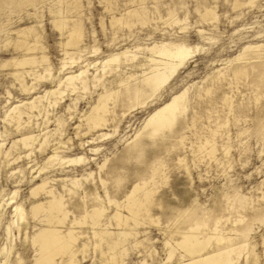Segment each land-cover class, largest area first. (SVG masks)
<instances>
[{"label":"rangeland","instance_id":"1","mask_svg":"<svg viewBox=\"0 0 264 264\" xmlns=\"http://www.w3.org/2000/svg\"><path fill=\"white\" fill-rule=\"evenodd\" d=\"M9 1L0 0V23L7 25L4 30L34 25L40 36L35 55L39 57L44 53L49 62H44L35 69L38 72H43V66H49L51 69L47 79L36 82L35 90L24 95L9 73L10 66L0 67V137L3 136L0 141L5 139L4 149L8 148L17 136L14 127L3 120L6 106L22 98L29 100L36 95L44 94L43 91L56 86L59 77L66 72L78 71L79 68H83L79 67L80 65L99 62L110 53L126 47L131 50L140 48L134 51L139 60H144V56L149 55L147 47L154 44L178 43L189 48L194 45L196 47L192 48L195 51L192 56L162 88L154 94L147 88L144 89L142 96L145 94L146 97H142L143 101L140 96V99H135L136 102L134 101L133 104V99H127L124 87L116 86L117 82L127 75L133 73L135 77L140 73L139 65L125 64L119 67L120 71L102 76L100 81L92 79L94 75L97 77L100 73L90 67L91 69L84 75L87 77L86 88L77 87L74 91L67 89L59 103L54 105L55 107H47V116L44 107L38 106L42 114L37 118L39 127L35 124L36 119H33L28 126L24 125L22 131L30 130L34 133L49 131L50 142L41 151L32 153L30 158L22 156L24 150L20 144L11 150L9 161H13L21 153V157L14 163L6 165L7 159L0 158V201L3 198L9 201L8 205L0 207V264H5L2 246H8L7 250L10 251L6 264H16L18 261L21 264L33 263V248L25 238L26 235L30 236L40 224L37 219L29 218V208L34 200L29 195V191L37 182L32 176L36 175V166L42 163L54 147L53 144L58 141L60 143L55 146H58L57 155L62 159L82 156L86 160L69 166L56 164L53 168L47 169L41 178L55 179L52 185L59 192L63 191L62 185L71 189L79 185L78 188L76 187L79 196L76 194L77 198L73 197L74 199L71 200L74 201L73 210L76 214L82 212L83 202L90 208L95 202V195L102 197L103 189L97 182L98 174L106 180V189L111 196L119 201L122 199V194L135 182L148 181L150 187L156 188L153 197V201L156 202L154 201L150 206L149 215L156 217L158 223L154 224L147 218L148 221L140 217V223L134 227L139 231L138 239L144 238L146 241L148 239V243H145V240L143 242L148 251L142 250V246L134 250L130 244L127 245L129 248L124 255L123 264H138L143 257L147 260V264L177 262L180 254L178 250L170 261L166 260L164 241L176 238L178 235L176 230L205 218L203 221L208 225H212L220 218L219 228H224L226 232L230 233L233 228H237L238 232L242 231L243 235L235 237V241L240 240L241 237L245 239L238 240L240 243H245V249L237 264H254V258L258 264H264L260 256L263 250L261 239L264 236V69H262L264 47H261L260 57L257 59L251 58L252 54L248 53L249 51H246L244 58L239 60L235 58L243 51L241 49L244 45L264 43V0H256L253 5L247 3L249 0H239L246 4L236 8H234L235 0H76L78 6L74 5L75 0ZM105 4L111 6L112 10L105 9L104 7L108 6ZM56 7L65 10L67 8L66 13L73 21L70 26L75 24L81 27L83 33V43L80 44V50H83L73 55L78 59V65L67 66L61 73L58 68L62 57L59 42L63 38L54 28L51 22L53 16L48 11ZM204 7H211L214 12L216 11L215 20L207 21L201 18L200 14ZM133 8L139 11L144 8V16L148 19L144 24L133 20V25L130 27L121 25L111 27L109 22L111 14L120 16ZM4 30L0 31V63L23 53L21 49L14 48L12 43L4 46L2 42L6 32ZM10 36L14 38V33H10ZM20 46L23 47L24 44L21 43ZM77 55L80 58H77ZM256 60V63L261 64V68L253 69L249 63H254ZM241 65L246 66L244 73L234 78L233 70ZM139 80L140 78L131 77L127 83L131 86ZM26 81L28 84L31 82L28 77ZM103 88L118 90L121 102H117L115 114L111 116L114 121L110 119L105 129L99 131L107 132L109 135L86 143L85 141L92 135L83 134L84 125L79 126L80 128L78 125L81 123L83 113L89 109ZM184 88H188L186 100L184 99L186 107L178 115V120H175L170 131L167 129L168 132L157 134L158 137L155 135L156 137L150 139L142 129L147 116L174 93ZM6 91L10 92L8 103H6ZM225 94L230 97L229 106L222 100ZM34 113L37 115V111ZM222 124L224 126L217 128ZM215 128L218 131L213 136L208 129ZM136 132H143L139 137L143 145L142 152L130 148ZM203 136L214 138L218 161L210 160L207 156H193L192 150L199 137L203 140ZM80 142L85 143L82 146ZM94 147L99 149L96 152L89 151ZM224 147L228 149L224 150ZM180 157L183 158L182 162L177 161ZM104 161V169L99 173L98 164ZM159 162L162 164V172L160 171L153 180H150L152 169ZM15 168H20L21 173L16 171L17 173L10 175V171ZM61 178H66V181H61ZM74 179H77L78 183L75 184ZM14 190L16 193L13 195ZM82 195L86 197L81 199ZM11 196H14L12 200L9 199ZM15 203L22 205L25 216L24 219L18 220L22 226L20 232L18 233L14 227L13 237L9 241L5 239L3 231L13 214ZM112 207V205L109 207L108 212L113 211L114 207ZM239 218L241 221L233 224ZM130 226L134 225L131 223ZM77 229L88 231L89 228L83 225ZM89 244L83 258L82 255H78L79 264H93V260L99 261L100 251L94 250L92 244ZM103 247L102 249L107 251ZM245 256L248 258L247 262ZM104 258H107V255Z\"/></svg>","mask_w":264,"mask_h":264},{"label":"bare ground","instance_id":"2","mask_svg":"<svg viewBox=\"0 0 264 264\" xmlns=\"http://www.w3.org/2000/svg\"><path fill=\"white\" fill-rule=\"evenodd\" d=\"M255 1L256 0H249L247 1V3L253 5ZM9 2H14V0H10ZM57 2H61V0H57ZM244 4L246 3L240 2L239 0H235L234 8L240 7V5ZM74 5L78 6V2L76 0ZM104 8L109 11L112 10L111 6L109 5L105 6ZM143 9L141 11L135 8L128 9L123 14H120V16H117L114 13L111 14V16H109V22L111 27L120 25L130 27L131 25H133V20L144 24L145 20L148 19H146V17L144 16ZM67 10V8L65 10L64 8L57 7L54 9L50 8L48 10L49 13L53 16L51 22L54 28H56L60 32V35L63 38L59 42L62 51V57L60 58V66L58 67L60 73L64 69H66L67 66L71 67L73 65H78V59H76L75 56L74 58L73 55L79 54L83 50H80V44L83 40V33L81 31V27H78L75 24H72V26H70V23L73 21L68 17L66 13ZM215 12L211 7H204V10L200 15L201 18L207 21H212L216 19L217 15H215ZM27 15H30V13H27ZM7 24H9V21ZM6 26V23H0V31L4 30ZM10 30H4L6 31L5 37L2 39L4 46L12 43L14 48L21 49L23 53L19 56L16 55L14 57H11L10 59L2 61L0 63V67L9 65L11 69L9 73L18 83L17 87L19 91L24 93V95L30 94L35 90L36 82H40L44 79H47V77L50 75L51 68H49V66H43V72H38V70L35 69L36 66L42 65V63L44 62L49 63L48 58L44 53L39 57L35 55V49L39 43L38 39L40 38V36L37 34L34 25L30 24L27 26H20L16 29H13L11 31ZM10 33H14V38L10 36ZM21 43L24 44L23 47L20 46ZM261 47H264V43H248L247 45L243 46V48L241 49L243 51L236 55L235 58L238 60L244 58L246 55V51H249L248 53L252 54L251 58L257 59L260 57L259 51L262 49ZM192 48H189L184 44L178 43L154 44L150 47H147L149 55L144 56V60H139V57L134 53V51L140 48H137L136 50H131L126 47L122 50L115 51L112 54L110 53L109 56L100 60L99 62L96 61L94 63H86L83 66L80 65L79 67L83 68H79L78 71L70 70L65 74L62 73L63 75L59 77L56 86L50 87L49 89H45L43 91L44 94L42 95H36L29 100L22 98L17 100L15 103H9L6 106V109L4 110L3 120L14 127V130L17 132V136L6 149H4L5 139H2L0 141V158H3L4 160L7 159L6 165L14 163L17 158L19 159L21 157V153H19L18 156L13 159V161H9L11 150L15 148L17 144H20L21 148L24 150L22 156L25 158H30V155L32 153H34L35 151H41L44 146L50 142L48 137L49 131H40L38 133H34L30 130H27L23 132V127L28 126L33 119H36L35 124L39 127L40 124L37 122V118L38 115H42L38 110L39 105L44 107L45 116H47V107L49 108L50 106L58 104L59 100H61L63 94H65V91L67 89L70 91H74L77 87L85 89L88 84L87 77H84V75L86 72H88L89 69H91L90 67H93L95 71L100 73V75L97 73V77L96 75H94L92 79L95 78V81H100L102 76H104L105 74L116 73L117 71H120V66H123L125 64H132L133 66L139 65L140 73H136L138 75L134 77L133 73H131L127 75L124 79L122 78L121 80H119L116 84V86L118 85V87H124L127 99H133L132 103L134 104V101L136 102L135 99H138L140 96L141 98L143 96L146 97L145 94L142 96L145 88H147L148 91L150 90L152 94L162 88L173 77L176 71L182 65H184L186 60L190 56H192L193 52H195ZM77 58H80V56L77 55ZM256 62L257 60L254 61V63L250 62V67L253 69L261 68V64ZM244 68H246V66L242 65L241 67L235 68L233 70V77L238 78L239 76H241L244 73ZM256 74L260 75L259 73ZM26 77L30 78V84L27 83ZM131 77H133L134 79L140 78V80L135 83V85L133 84L130 86L127 81L128 79L130 80ZM132 81L134 80L132 79ZM92 83L93 82H91V84ZM187 89L184 88L183 90L174 93L166 102L155 108L147 116L144 125L142 126V129L144 130L143 132L150 137V139L151 137L154 138V136L157 134H161L167 131V129L171 130L172 125L174 124V122H176L175 120H178V115L184 110V107H186V104L184 105V99L186 97ZM118 93V90L103 88V90L98 93L97 98L95 99L93 104L89 107L86 112L83 113L82 119H79L81 123H79L78 127L81 125H84L85 127V132L83 134L89 133L92 135L90 139H87L85 141L86 143L94 142L97 138H105L109 135L107 132L99 131L105 129V127L109 124L108 122L110 121V119L113 120L111 116H114L115 114V106L117 105V102H121V98L119 97ZM6 94V103H8L10 100V92L6 91ZM149 97L150 96H148V98ZM127 99L124 100L126 101ZM44 100L45 103H43ZM222 100L227 106L231 105L230 97L228 95H223ZM141 101H143V98ZM127 102H125V104ZM136 105H138V103ZM127 109L129 110V108ZM34 111H37V115L34 113ZM223 124L217 126V128L224 126ZM217 128L208 129V131L214 136L218 131ZM96 132L99 133L96 134ZM143 132H136V134L134 135V139L132 141L133 143L132 145H130V148H132V150L136 149L142 152L143 145L142 142L139 140V137ZM3 135L5 134L3 133ZM94 135H96V137H94ZM2 137L3 136H1L0 138ZM149 137L147 139H149ZM202 138L203 140L201 139V137H199V141L196 142V149H191L194 154L193 156H207V158L210 160L212 159L214 161H218V159L216 158L217 147L214 138L209 139L206 136H203ZM182 139L183 137L181 138V140ZM85 142H80V145L83 146ZM57 143L60 142L58 141ZM55 144H53L54 147L51 149V152L42 161V163L36 166V175L32 177L34 179H37V182L30 187L29 191V195L34 198L29 208V218L37 219L40 223L39 226L35 227V229L33 228L34 231H32V234L30 236L26 235L25 237L28 240L30 246L33 248L32 264H79L80 260L78 259V255H82L81 257L83 258V254L85 253L90 240V244H92L94 250L98 249L101 254L99 261L97 262L93 260V264H123L122 261L124 255L128 251L129 246L127 245L129 244L130 247H132L133 249L142 246V250H147V246L144 245L143 242L145 240V243H148V239L147 241L144 238L138 239L137 236L139 234V231L135 230L134 227L136 225L138 226V224L140 223V217L145 218V220L148 219L152 223L154 222V224L158 223L156 217L155 219L154 217L149 215L150 206L155 201H153V197H155L154 194L156 192V188L154 186L150 187V185H148V181L143 180L135 182L131 185L129 189H127L122 194V199L119 201L111 196L110 192L106 189V180L98 174L99 177L97 182H99L100 186H102V197H100L98 194L95 195V202H93L90 208L85 206L83 202L84 207L82 206V212L80 214H76L73 210L74 201L71 200L73 197H75L76 194V196H79L76 189V187L78 188L79 185H76V187L73 189L67 188L66 185H62L63 191L59 192L56 191L55 187L52 185L55 179H46L47 177L43 179L41 178V175L47 169L53 168L56 164H59V166H69L73 164L76 165L77 163L85 161L86 158L78 156L76 158L62 159L61 156L57 155L59 150L58 146H55ZM127 147H129V145H127ZM98 149V147H94L90 148L89 151L96 152ZM226 149L228 148L224 147V150ZM124 150H126V148ZM182 159L180 157L177 159V161H181ZM30 161L31 159L29 160V162ZM104 166L105 161L101 164H98L99 173L101 170L104 169ZM161 168V162H159L158 164L156 163V165L152 169L150 180H153L156 177V174H159ZM16 171H18V173H21L20 168H15L10 171V175L17 173ZM108 176L109 175H107V177ZM60 180L66 181V178H61ZM118 181H120L119 177ZM74 182L76 184L78 183V180L74 179ZM153 185H155L154 182ZM15 193L16 190H14L13 195ZM85 197V195L80 196L81 199ZM13 198L14 196H11L9 199L12 200ZM6 201L7 200L3 198L0 201V207L8 205L9 201ZM111 205L114 207V209L113 211L111 210L110 212H108V209ZM157 205L159 206V203H157ZM159 208L161 209V207ZM12 210L13 214L10 217L9 222L5 225L3 231L5 239L9 241L13 237L14 227L16 228V231L18 233L20 232L22 226L18 223V220L24 219L25 216L24 210L20 203H15L14 208ZM203 220L193 221V223L188 224L187 226H185V228L183 227V229L177 228V237H173V240L167 239L164 241L163 246L166 248L167 252L166 260L170 261L174 253L178 250L180 252L178 256V261L172 264H237L241 258L243 250L245 249V243H240L239 241L245 239H242L241 237L240 240L237 239V241H235V237L236 235L242 234V231L238 232L237 228H233L230 233L224 231V228H219L218 223L221 220L220 218H218L212 225H208V223ZM240 221L241 218L237 219L233 224ZM131 223L134 226H130ZM83 225L88 226V231H82L80 229H77L81 228ZM171 234L173 235L174 233ZM5 244L7 243L5 242ZM261 245L263 247V250L260 256L263 259L264 263V236L261 239ZM102 246H104L107 251H104L102 249ZM7 247L2 246L4 252L3 263L5 264L7 260V255L10 252L9 249L7 250ZM105 255H107V258L103 259ZM255 260L256 258H254V264H258ZM247 261L248 258L247 256H245V262ZM16 264L21 263L18 261ZM138 264H147V260L143 257L138 262Z\"/></svg>","mask_w":264,"mask_h":264}]
</instances>
